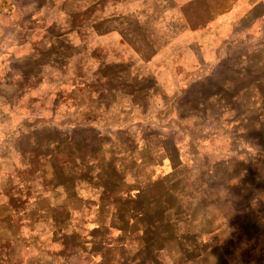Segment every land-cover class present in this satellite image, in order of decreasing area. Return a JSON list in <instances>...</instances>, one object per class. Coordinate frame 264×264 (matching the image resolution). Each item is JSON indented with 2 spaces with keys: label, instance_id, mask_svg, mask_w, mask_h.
<instances>
[{
  "label": "rangeland",
  "instance_id": "1",
  "mask_svg": "<svg viewBox=\"0 0 264 264\" xmlns=\"http://www.w3.org/2000/svg\"><path fill=\"white\" fill-rule=\"evenodd\" d=\"M229 4L0 0V264H264V18Z\"/></svg>",
  "mask_w": 264,
  "mask_h": 264
},
{
  "label": "crops",
  "instance_id": "2",
  "mask_svg": "<svg viewBox=\"0 0 264 264\" xmlns=\"http://www.w3.org/2000/svg\"><path fill=\"white\" fill-rule=\"evenodd\" d=\"M229 2H230L229 7L250 9V10L256 9L258 10L257 16H261L262 18H264V0H229ZM245 133L246 131H243L241 135L244 136V140L248 141L249 145H244V146H248L249 148H252L255 145L254 142L252 140H249V138L245 136L249 135V137H251L250 133L254 134V130L252 132L246 133V135ZM262 134H264V130L261 132V136Z\"/></svg>",
  "mask_w": 264,
  "mask_h": 264
}]
</instances>
